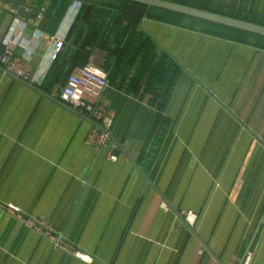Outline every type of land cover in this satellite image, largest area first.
Masks as SVG:
<instances>
[{
    "label": "crops",
    "instance_id": "crops-1",
    "mask_svg": "<svg viewBox=\"0 0 264 264\" xmlns=\"http://www.w3.org/2000/svg\"><path fill=\"white\" fill-rule=\"evenodd\" d=\"M200 1L264 18V0ZM21 4L34 14L0 0V46L30 75L0 64V264H264V36L115 0ZM85 65L108 80L98 150L57 94Z\"/></svg>",
    "mask_w": 264,
    "mask_h": 264
},
{
    "label": "built area",
    "instance_id": "built-area-1",
    "mask_svg": "<svg viewBox=\"0 0 264 264\" xmlns=\"http://www.w3.org/2000/svg\"><path fill=\"white\" fill-rule=\"evenodd\" d=\"M79 7L78 3L72 4L74 12ZM21 26H24L20 23ZM62 45L61 39H55L54 51H58ZM0 64L3 74H12L24 81L30 80V75L22 66L21 60L14 56L10 46L3 43L0 46ZM108 85L106 74L90 65L77 66L67 76L65 83L59 87V98L71 107L82 111L91 121L92 126L88 132L86 142L96 150L106 145L111 138L110 126L112 115L106 109L102 96ZM114 147H110L107 157L110 161H116L113 153ZM6 209L11 210L17 216H23L21 208L13 203H6ZM186 218V215H185ZM23 223L33 231L48 238L55 247L67 249L69 244L63 240L60 232L55 231L47 222L34 215L23 216ZM74 254L78 258L86 257L82 251L76 250Z\"/></svg>",
    "mask_w": 264,
    "mask_h": 264
},
{
    "label": "water",
    "instance_id": "water-1",
    "mask_svg": "<svg viewBox=\"0 0 264 264\" xmlns=\"http://www.w3.org/2000/svg\"><path fill=\"white\" fill-rule=\"evenodd\" d=\"M7 1L10 3L11 9L17 10L18 15L23 18H27L32 14H34L32 10L26 9V7L21 4V0H7ZM131 1L142 3L147 6L158 7L173 12L189 15L192 17L216 22L221 25L241 29L247 32L264 36V25L253 23L251 21L243 20L240 18L222 15L219 13L211 12L208 10L196 8L193 6H189L169 0H131ZM263 222L264 219H262L261 223Z\"/></svg>",
    "mask_w": 264,
    "mask_h": 264
},
{
    "label": "trees",
    "instance_id": "trees-1",
    "mask_svg": "<svg viewBox=\"0 0 264 264\" xmlns=\"http://www.w3.org/2000/svg\"><path fill=\"white\" fill-rule=\"evenodd\" d=\"M115 1H118L120 4L121 3L122 4L123 3L131 4L134 7H136L140 12L142 11V13H144V11L147 13L148 10H150L151 8H158V7H153V6H147L145 4L134 2V1H131V0H115ZM169 1L177 2V3L189 5V6H193V7H196V8L208 10V11L219 13V14H222V15L236 17V18H240V19H243V20L251 21L253 23L264 25V18L257 17L254 14H246V13H242L240 15H237V14H235L234 9L230 8V7H223V6L221 7V6H218V5H211V4H208V3L200 1V0H198V1L197 0H169ZM81 7H82V5H81ZM81 7H80V10H81ZM158 9H162V8H158ZM80 10L78 11V13L80 12ZM162 10L170 12V10H166V9H162ZM118 11H120V9H118ZM124 12H125V10L121 11V13L126 14ZM172 13L177 14L176 12H172ZM190 18H194V17H190ZM227 29H232V30H237V31H240V32L247 33L245 31H241V30L234 29V28L227 27ZM221 35L225 36L226 34L223 33Z\"/></svg>",
    "mask_w": 264,
    "mask_h": 264
}]
</instances>
